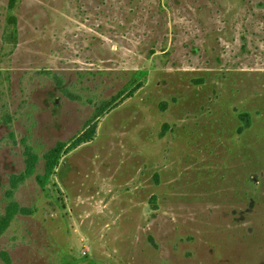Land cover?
<instances>
[{
	"label": "rangeland",
	"instance_id": "rangeland-1",
	"mask_svg": "<svg viewBox=\"0 0 264 264\" xmlns=\"http://www.w3.org/2000/svg\"><path fill=\"white\" fill-rule=\"evenodd\" d=\"M27 150L0 264H264V0H0L2 216Z\"/></svg>",
	"mask_w": 264,
	"mask_h": 264
},
{
	"label": "trees",
	"instance_id": "trees-1",
	"mask_svg": "<svg viewBox=\"0 0 264 264\" xmlns=\"http://www.w3.org/2000/svg\"><path fill=\"white\" fill-rule=\"evenodd\" d=\"M17 3V0H10L11 8ZM10 25H16V19L12 18ZM96 132V125L93 124L88 127V129L76 138L69 145L59 143L54 149L48 152L45 156V173L43 176H38L37 180L39 184L43 187L49 178L53 175L56 166L60 160V157L64 153H69L74 149L80 147L81 145L92 140ZM26 169L24 174L12 176L10 179L11 190L7 193L8 199H10L9 205L7 206L5 215L0 214V236L9 227L10 223L13 221L15 216L18 214L27 215L30 213L28 209L21 208L20 205L13 200L14 191H16L20 184H22L26 178L34 175L36 167L38 164V157L32 153L30 150L26 151Z\"/></svg>",
	"mask_w": 264,
	"mask_h": 264
}]
</instances>
